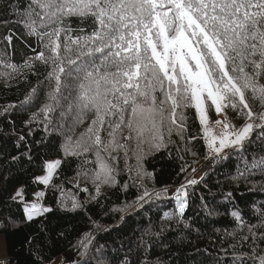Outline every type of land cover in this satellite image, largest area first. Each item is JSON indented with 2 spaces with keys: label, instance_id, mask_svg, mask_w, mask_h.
Masks as SVG:
<instances>
[{
  "label": "snow or ice",
  "instance_id": "1",
  "mask_svg": "<svg viewBox=\"0 0 264 264\" xmlns=\"http://www.w3.org/2000/svg\"><path fill=\"white\" fill-rule=\"evenodd\" d=\"M8 9L23 19L12 20L8 15L0 23L22 24L25 32L17 35L7 29L0 41L7 42L5 49L15 48L14 39L31 47L29 38L35 37L40 50L33 49L35 54L26 55L22 64L0 58L6 69L0 72L4 86L8 87L10 80L26 79L29 72L39 76L37 62L45 71L43 80L31 88L19 108L15 104L0 105V119L12 126L14 134L15 122L10 117L45 98L24 125L28 127L42 117L39 123L45 132L64 136L59 158L44 161L41 174H33L31 183L61 190L57 203L65 211L85 209L89 202L103 207L100 198L105 187L120 185L125 191L130 187L127 181L121 184L118 180L122 173H128V180L142 192L135 202L114 211L148 212L153 199L174 201V210L163 213L167 225L157 231L149 227L141 235L136 249H143L145 256L140 264H164L160 258H148L152 240H145V236L162 238L172 224L190 227L185 212L200 181L186 176L168 196L171 186L157 189L156 172L145 167V161L158 154L167 153L171 158L173 135L185 141V132H190L188 109L194 110L201 135H189L187 145L201 139L206 159L224 160L237 152L243 154L258 139L261 155H254L250 164L246 162L240 176L247 179L257 172L264 175V0H29L22 14L9 0L4 11ZM71 17L78 18L75 36L70 34ZM88 27L90 31L85 32ZM7 55L6 50L0 52V57ZM213 111L223 119L211 121ZM236 118L242 123H233ZM86 121L88 126L74 138V129ZM214 126L221 129L219 134ZM27 135H31L30 128ZM25 141L26 135L18 134L16 146L21 147ZM185 150L197 155L191 148ZM23 155L32 160L30 148ZM133 159L135 163H129ZM73 161L78 162L71 178L74 187L88 194L83 202L75 195L65 196L62 185L54 183V177L60 179L62 165ZM190 167L182 164L179 171L184 173ZM0 181L6 182L7 177L0 176ZM146 181L153 182L151 189ZM82 183L91 185V190L81 187ZM32 195L29 200L24 185L8 193V201L22 209V216L19 221L13 216L0 221L3 229L39 223L40 231H46L44 220L53 209L43 202L44 190ZM223 195V214L232 217L239 231L226 233L231 237L227 247L224 241L218 242V248L214 242L215 255L213 249L197 248L196 254L206 257L199 264H264V204L252 212L253 223L244 219L248 211L235 202L233 191ZM200 201L206 216L221 214L218 208L209 206L205 195ZM92 223L96 232L107 231L99 222ZM88 236V244L79 242L85 250L95 239L91 233ZM27 244L37 258L36 264H43L39 234L28 237ZM104 248H95L99 253L96 264H132L127 255L105 258Z\"/></svg>",
  "mask_w": 264,
  "mask_h": 264
},
{
  "label": "trees",
  "instance_id": "2",
  "mask_svg": "<svg viewBox=\"0 0 264 264\" xmlns=\"http://www.w3.org/2000/svg\"><path fill=\"white\" fill-rule=\"evenodd\" d=\"M8 2L9 0H0V21H3L8 15L12 20L23 19L22 15L18 17L17 14H13L11 9H8L7 13L4 11V6ZM11 3L22 14L29 0H11ZM70 21L73 28V32L70 34L75 36L77 34L78 18L71 17ZM9 28L17 35L25 32L22 24L4 25L0 23V41L7 34ZM88 31H90V27L85 29V32ZM29 40L31 47L14 39V49L11 47L5 49L7 42H0V52L6 50L8 53L6 57L0 58L10 63L22 64L26 55L35 54L33 49L40 50V45L35 37H30ZM36 68L40 73L39 76L32 75L29 72L27 78L21 77L19 82L10 80L8 87L4 86V81L0 78V105L15 104L19 108L20 101L25 98V95L30 92L32 87H36L43 80L44 67L37 62ZM5 70L3 65L0 64V72ZM44 102L45 98H41L35 107L27 111H16L10 117V120L15 122L14 134L12 133V126L7 121L0 119V176L7 177L6 182L0 181V221H6L8 216H13L19 221L22 216V209L8 201V193L20 185L25 186L29 200L33 199L32 194L35 191L44 190L46 196L43 198V202L53 209L51 213L47 214V219L44 220L45 232L40 231L39 223L21 224L17 228L10 226L7 229H3L2 224H0V235L4 237L6 249V255L4 259L0 260V264H36L37 258L29 252L27 238L37 234H39L43 245L41 252L43 264L53 263L57 258L67 259V261H64L66 264H69L70 261L72 264H75L76 261L84 264L85 260H88L89 264H96V257L99 256V253L95 251V248L100 245L105 246L103 251L107 259H119L127 255L132 264H140V260L144 259L145 256L143 249H140L139 252L136 249L141 235L149 227L153 231H157L161 225H167L168 222L164 220L163 213L174 210V201L169 203L167 198L153 199L149 202L151 207L148 212H144L143 209L125 212L114 211V209L124 207L125 204L135 202L142 192L137 184H133L132 181L128 180V173H122L118 180L121 184L127 181L130 187L126 191L121 189L120 185H117L116 188L105 187L103 189L104 195L100 198L103 207L95 202H89L85 205V209L62 210L57 203L61 196V190L45 189L43 185L31 183L33 174H41L40 165L44 161L59 158L60 145L64 140V136L59 132L44 131L43 125L39 123L42 117H38L37 122L25 127L24 121L28 119L32 112H36ZM254 110L259 111L260 109L256 108ZM193 113V109L187 110L190 132H185V141L181 142L176 135L172 136L174 143L169 146L171 158L165 153L163 155L158 154L156 157H151L145 161L147 170L156 172L155 187L157 189L163 188L165 185L178 186L186 176L191 177V168H195L201 160L206 159L207 150L203 146V140L193 141L192 145L194 147L186 144L189 135H201L199 122L194 120ZM210 119H216L214 111L210 114ZM233 123L239 125L242 121L236 118ZM87 126L88 122L86 121L83 125L76 127L74 138L79 136ZM29 128L31 129V135H27ZM6 131L9 134H5ZM21 133L26 135V141L21 142L22 146L18 148L16 140L18 134ZM186 147L191 148V151L197 153V155L194 156L191 152L186 151ZM29 148L32 156L31 161L28 160L26 155H23ZM177 148L180 149L179 152H177ZM226 151L231 152V149ZM254 155L257 158L261 155L258 139H254L243 154L237 152L224 160H219L217 164L200 177L198 180L200 183L195 186L194 195L185 212V219L190 227L186 229L182 224H172L164 232L162 238L145 236V240H152V247L147 252L148 258L152 261L160 258L164 261V264H199L206 257L203 254H196L197 248L213 249L214 242H216L218 248V242L220 241H224V246L227 247L231 237L226 233L232 232L234 229L239 231L232 217L223 214L225 211L224 204L226 203L223 194L228 191L235 193L237 204L242 208L246 207L248 215L244 219L255 223L252 212L258 209L261 204H264V190H261V186L264 185V175L257 172L247 179L240 176L246 162L250 164ZM13 156H16L17 160L13 161ZM180 156H183V160L179 159ZM129 163L134 164L135 160H130ZM77 164V161H73L71 164L62 165L60 179L57 180L54 177V183L62 185L65 196L75 195L83 202L87 199L88 194L75 188L74 181L71 180L77 171ZM182 164L191 165V167L186 172L180 173L179 170ZM121 166H123L122 163ZM178 173L179 175H177ZM146 184L149 189L153 187L152 181H146ZM85 186L91 190V185L81 184V187ZM249 189L254 190L249 191ZM189 191L191 194L193 189L190 188ZM201 195H205L209 206L218 208L221 214L206 216L200 207ZM144 207L148 208L149 205L146 204ZM150 220L151 225L149 224ZM92 221L104 225L107 231L96 232ZM61 232L64 235H60ZM89 233L94 235L95 239L85 250L79 242L83 240L85 244H88ZM130 246L131 251H129ZM85 251L86 254L81 255ZM215 254L213 249V255Z\"/></svg>",
  "mask_w": 264,
  "mask_h": 264
},
{
  "label": "rangeland",
  "instance_id": "3",
  "mask_svg": "<svg viewBox=\"0 0 264 264\" xmlns=\"http://www.w3.org/2000/svg\"><path fill=\"white\" fill-rule=\"evenodd\" d=\"M217 118H219V119H223V116H220V117H217L216 116V119ZM211 120V119H210ZM211 121H214V120H211ZM214 129H215V132L217 133V134H219V132L221 131V129L219 128V127H216V126H214ZM53 159H56V158H53ZM53 159H50V160H53ZM213 159H211V160H209V159H205L204 161H202V162H200V163H198L197 164V169L198 170H201V169H203L202 167L200 168V166H201V163H203V162H206V163H208V164H210V162L212 161ZM207 164V165H208ZM196 173V172H195ZM198 174V173H197ZM196 174V175H197ZM196 175H194V176H192L191 178H195L196 180H199L200 179V177H198V176H196ZM37 191H40V190H37ZM37 191H35V192H37ZM64 261H66L65 259H62V258H57L52 264H66Z\"/></svg>",
  "mask_w": 264,
  "mask_h": 264
},
{
  "label": "clouds",
  "instance_id": "4",
  "mask_svg": "<svg viewBox=\"0 0 264 264\" xmlns=\"http://www.w3.org/2000/svg\"><path fill=\"white\" fill-rule=\"evenodd\" d=\"M219 160H220V159H219ZM219 160H218V162H219ZM202 161H204V160H201L200 162H202ZM200 162H199V163H200ZM218 162H216L215 164H217ZM215 164L211 165V166H210L205 172H203V173H199L197 167H195V169H196L195 172H196V173H195V172H194V173L192 172L191 177L194 176V175H196L197 173H198V174H197L196 176H198V177H202V176H203V175H204V174H205V173H206V172H207L212 166H214ZM175 187H177V186L171 187V189H170V191H169V193H168V196H171V190H174ZM65 260L67 261V259H65ZM65 263H66V262H65Z\"/></svg>",
  "mask_w": 264,
  "mask_h": 264
},
{
  "label": "crops",
  "instance_id": "5",
  "mask_svg": "<svg viewBox=\"0 0 264 264\" xmlns=\"http://www.w3.org/2000/svg\"><path fill=\"white\" fill-rule=\"evenodd\" d=\"M6 255L5 240L4 237L0 235V260L4 259Z\"/></svg>",
  "mask_w": 264,
  "mask_h": 264
},
{
  "label": "built area",
  "instance_id": "6",
  "mask_svg": "<svg viewBox=\"0 0 264 264\" xmlns=\"http://www.w3.org/2000/svg\"><path fill=\"white\" fill-rule=\"evenodd\" d=\"M218 158H213V160L210 162V164L206 163V162H203L201 163V166L200 168L202 167L203 169L201 170H198L199 173H203L205 172L211 165L215 164L216 162H218ZM208 164V165H207Z\"/></svg>",
  "mask_w": 264,
  "mask_h": 264
}]
</instances>
